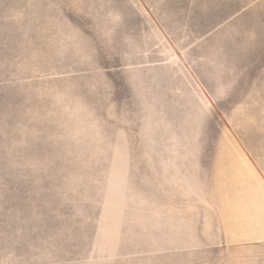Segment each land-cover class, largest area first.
I'll list each match as a JSON object with an SVG mask.
<instances>
[{"label": "rangeland", "instance_id": "374dc122", "mask_svg": "<svg viewBox=\"0 0 264 264\" xmlns=\"http://www.w3.org/2000/svg\"><path fill=\"white\" fill-rule=\"evenodd\" d=\"M0 264H264V0H0Z\"/></svg>", "mask_w": 264, "mask_h": 264}, {"label": "crops", "instance_id": "0c3cea01", "mask_svg": "<svg viewBox=\"0 0 264 264\" xmlns=\"http://www.w3.org/2000/svg\"><path fill=\"white\" fill-rule=\"evenodd\" d=\"M229 203H239V199H227ZM229 210H233L229 208Z\"/></svg>", "mask_w": 264, "mask_h": 264}]
</instances>
